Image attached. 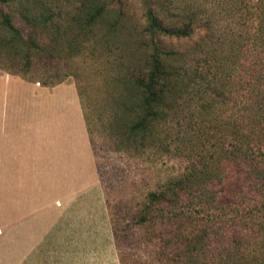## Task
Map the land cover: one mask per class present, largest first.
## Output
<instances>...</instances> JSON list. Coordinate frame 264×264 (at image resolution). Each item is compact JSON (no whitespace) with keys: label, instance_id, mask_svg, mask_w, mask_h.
Segmentation results:
<instances>
[{"label":"trees","instance_id":"16d2710c","mask_svg":"<svg viewBox=\"0 0 264 264\" xmlns=\"http://www.w3.org/2000/svg\"><path fill=\"white\" fill-rule=\"evenodd\" d=\"M108 4L0 0V65H6L0 69L27 80L43 60L81 55L91 42L116 33L120 16L110 17ZM4 7L18 14L29 34ZM251 7L259 21L249 46L234 47L227 38L221 50L206 23L205 35L182 50L160 38L189 40L199 7L164 18L143 0L149 53L143 65L114 81L121 90L110 121L115 150L188 161L180 176L148 194L136 216L141 227L176 223L169 232L157 230L159 264H264V0ZM47 67L42 86L66 79L60 68ZM229 163L239 182L221 195L213 188Z\"/></svg>","mask_w":264,"mask_h":264},{"label":"rangeland","instance_id":"374dc122","mask_svg":"<svg viewBox=\"0 0 264 264\" xmlns=\"http://www.w3.org/2000/svg\"><path fill=\"white\" fill-rule=\"evenodd\" d=\"M255 1L147 0L164 18H174L185 6H198L202 11L189 40L160 38L166 47L182 50L205 35L206 23L221 50L226 48L223 43L227 38L235 41L233 45L244 42L249 46L259 21L251 7ZM160 3L164 8L158 6ZM108 10L110 17L120 16L116 33L91 42L81 55L61 57L55 63L43 60L38 69L24 75L27 80L0 69L1 77H11L35 92L42 88L53 91L60 108H77L85 132L84 144L79 135L70 140L75 144V164L81 165L79 155L83 156L81 172L85 176L77 171L73 178H61L74 181L69 184L75 187L73 191L67 192L65 182L52 185L51 178L44 177L36 178L44 183L41 192H30L33 183L18 187L6 201L0 198V264H159L157 230L165 228L169 232L176 227V223L165 227L135 223L138 211L148 202V194L180 176L188 161L180 156L154 158L115 150L110 121L117 112L115 102L121 90L114 81L143 65L149 48L142 31L143 0H109ZM3 11L11 14L25 36L29 34L15 11L7 7ZM47 66L60 68L66 79L53 87L42 86L41 79L48 76L43 71ZM225 165L226 177L213 188L221 195L234 190L239 182L236 168L231 163Z\"/></svg>","mask_w":264,"mask_h":264},{"label":"crops","instance_id":"0c3cea01","mask_svg":"<svg viewBox=\"0 0 264 264\" xmlns=\"http://www.w3.org/2000/svg\"><path fill=\"white\" fill-rule=\"evenodd\" d=\"M60 107L53 91L35 92L11 77L0 76V198L6 201L18 187L33 183L30 192H41L44 183L36 178L44 177L51 178L52 185L65 182L67 192L73 191L75 187L69 184L74 181L61 178H73L77 171L85 176L83 156L79 155L81 165L75 164V144L70 141L79 135L84 144L82 119L77 108ZM27 177L30 180L24 181Z\"/></svg>","mask_w":264,"mask_h":264}]
</instances>
